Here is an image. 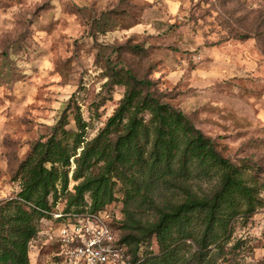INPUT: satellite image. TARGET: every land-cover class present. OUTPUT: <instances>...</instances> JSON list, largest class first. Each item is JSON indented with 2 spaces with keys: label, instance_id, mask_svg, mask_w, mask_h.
Instances as JSON below:
<instances>
[{
  "label": "rangeland",
  "instance_id": "obj_1",
  "mask_svg": "<svg viewBox=\"0 0 264 264\" xmlns=\"http://www.w3.org/2000/svg\"><path fill=\"white\" fill-rule=\"evenodd\" d=\"M126 68L257 175L262 205L234 219L224 264H264V0H0V200L62 115L75 130L80 112L87 139L98 132L125 90L109 75ZM61 225L40 221L30 264L52 260Z\"/></svg>",
  "mask_w": 264,
  "mask_h": 264
},
{
  "label": "trees",
  "instance_id": "obj_2",
  "mask_svg": "<svg viewBox=\"0 0 264 264\" xmlns=\"http://www.w3.org/2000/svg\"><path fill=\"white\" fill-rule=\"evenodd\" d=\"M104 23L102 32L116 26ZM109 77L124 94L93 137L84 136L80 112L75 130L62 115L18 164L19 189L0 200V264H30L40 221L58 210L111 212L119 244L138 264H224L234 219L262 205L257 175L223 156L149 78L130 68ZM152 240L158 250L140 252ZM48 264L61 262L53 256Z\"/></svg>",
  "mask_w": 264,
  "mask_h": 264
},
{
  "label": "built area",
  "instance_id": "obj_3",
  "mask_svg": "<svg viewBox=\"0 0 264 264\" xmlns=\"http://www.w3.org/2000/svg\"><path fill=\"white\" fill-rule=\"evenodd\" d=\"M113 217L108 210L53 212L52 218L62 222L49 236L57 245L54 256L61 264H138L142 258H133L119 244Z\"/></svg>",
  "mask_w": 264,
  "mask_h": 264
}]
</instances>
